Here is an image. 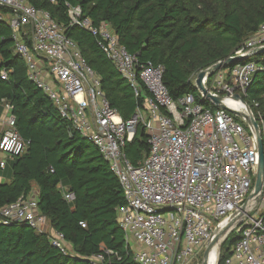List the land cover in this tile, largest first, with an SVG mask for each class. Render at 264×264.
Masks as SVG:
<instances>
[{"label":"built area","instance_id":"1","mask_svg":"<svg viewBox=\"0 0 264 264\" xmlns=\"http://www.w3.org/2000/svg\"><path fill=\"white\" fill-rule=\"evenodd\" d=\"M0 9L8 12L0 14V21L9 25L13 52L25 63L28 80L72 130L96 148L117 179L125 201L116 211L117 224L136 264H189L230 223L220 247L231 236L234 243L222 264H264V183L248 202L258 162L255 134L244 118V104L232 98L238 95L244 100L253 76L263 69L261 65L237 62L204 76V88L221 98L230 112L213 111L201 103L197 75L192 86L200 103L192 95L174 101L163 84L161 66H138L136 56L119 45L107 24L95 27L78 7H68L70 25L95 37L98 48L136 97L140 85L148 95L143 108L122 121L77 45L48 12L34 8L28 0H0ZM262 53L264 23L231 57L248 59ZM6 77L1 72L0 79ZM5 113L0 153L13 160L26 152L27 142L16 132L8 105ZM139 125L147 135L148 154L133 165L124 155V147ZM260 132L264 145V128ZM4 167L5 161H0V169ZM62 193L67 202L74 200L72 193ZM14 222L47 233L36 197H20L0 209V223ZM50 244L68 253L61 233L51 232ZM105 255L89 261L103 264Z\"/></svg>","mask_w":264,"mask_h":264},{"label":"trees","instance_id":"2","mask_svg":"<svg viewBox=\"0 0 264 264\" xmlns=\"http://www.w3.org/2000/svg\"><path fill=\"white\" fill-rule=\"evenodd\" d=\"M28 2L48 12L77 45L122 121L130 120L142 109L148 95L140 85L136 97L98 48L95 37L70 25L68 7H78L95 27L107 24L119 45L136 56L138 66H161L163 84L174 101L186 95L198 99L193 77L231 57L264 23V0ZM7 13L0 9V14ZM246 62H257L263 68L253 76L244 101L259 127L264 128V53L239 61ZM1 72L7 77L0 79V115L3 105H8L16 132L27 142V150L12 160L11 181L0 184V209L36 189L38 211L46 218L47 233L22 223H0V264H91L90 258L108 251L112 255H105L103 264H136L117 224L116 211L125 204L117 179L96 148L73 131L49 99L28 80L25 63L13 52L9 25L2 21ZM201 103L217 110L208 102ZM147 154V135L139 125L132 141L124 147V155L137 165ZM66 191L73 194L72 202L64 199L62 192ZM48 230L63 235L67 254L51 246ZM233 243L231 236L222 244L219 264Z\"/></svg>","mask_w":264,"mask_h":264},{"label":"water","instance_id":"3","mask_svg":"<svg viewBox=\"0 0 264 264\" xmlns=\"http://www.w3.org/2000/svg\"><path fill=\"white\" fill-rule=\"evenodd\" d=\"M258 52V51H257ZM259 52H262V50H259ZM245 60V57H229L228 59L224 60L223 62H219L211 67H209L206 70H203L199 72L195 79V86L197 90L201 93L202 99L204 102L211 103L214 107L229 111L226 106L224 105V102L219 97L212 96L207 89L204 88L202 84V80L206 74H212L213 72L220 71L223 69H226L230 67L231 65ZM234 100L239 101L244 104L246 108L247 115H244V118L248 125H250L254 131L255 134V141H256V147H257V156H258V162H257V169H256V176L254 181V186L251 194L248 197V202L252 198L256 197L259 192L261 191L262 184L264 183V146H263V138L260 132V127L258 123L253 119L252 113L250 111V107L247 105V103L238 95H235L232 97ZM230 112V111H229ZM238 115V114H237ZM234 220V219H233ZM232 220V221H233ZM228 225L227 227H224L223 229L217 231L213 237V239L206 245L204 251H203V261L202 264H207V258L209 256L210 251L217 247L218 253H220V240L223 238L225 233L227 232L228 228L231 226ZM216 264H219V257H217Z\"/></svg>","mask_w":264,"mask_h":264},{"label":"crops","instance_id":"4","mask_svg":"<svg viewBox=\"0 0 264 264\" xmlns=\"http://www.w3.org/2000/svg\"><path fill=\"white\" fill-rule=\"evenodd\" d=\"M6 106H7L6 104L3 105V110H2V113L0 115V135L3 132H5V130H6L5 125L3 124L4 118L6 116V113H5ZM0 155H3V154L0 153ZM0 161H5V167L2 170L0 169V175H1L12 164V161H10L9 158L6 156L2 159L0 158ZM8 178H9V181L7 183H9L11 181L10 177H8ZM3 183H6V182L2 181V179L0 178V184H3ZM37 193H38L37 190L34 189L30 196L37 198ZM49 230H48V232H49ZM50 232H53V231H50Z\"/></svg>","mask_w":264,"mask_h":264},{"label":"rangeland","instance_id":"5","mask_svg":"<svg viewBox=\"0 0 264 264\" xmlns=\"http://www.w3.org/2000/svg\"><path fill=\"white\" fill-rule=\"evenodd\" d=\"M5 156L4 155H0V158H4ZM10 161H12V159L9 158ZM8 177H11V165L7 168V170L5 172H3L1 175H0V178L2 179V181L4 182H8L9 181V178ZM255 181V179H254ZM132 248H134V246L131 244L130 245ZM219 254L218 253V257H219ZM202 261H203V251L199 254H197L194 258H192V260L190 261L189 264H202Z\"/></svg>","mask_w":264,"mask_h":264},{"label":"bare ground","instance_id":"6","mask_svg":"<svg viewBox=\"0 0 264 264\" xmlns=\"http://www.w3.org/2000/svg\"><path fill=\"white\" fill-rule=\"evenodd\" d=\"M225 104L231 107L233 106V104H231L230 102H225ZM217 257H218L217 247H214L209 253V256L206 261L207 264H216Z\"/></svg>","mask_w":264,"mask_h":264}]
</instances>
